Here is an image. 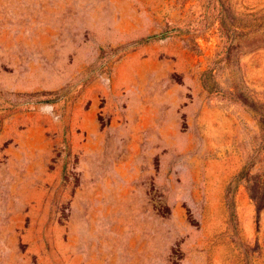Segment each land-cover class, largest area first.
Instances as JSON below:
<instances>
[{
  "label": "rangeland",
  "instance_id": "obj_1",
  "mask_svg": "<svg viewBox=\"0 0 264 264\" xmlns=\"http://www.w3.org/2000/svg\"><path fill=\"white\" fill-rule=\"evenodd\" d=\"M0 264H264V0H0Z\"/></svg>",
  "mask_w": 264,
  "mask_h": 264
},
{
  "label": "trees",
  "instance_id": "obj_2",
  "mask_svg": "<svg viewBox=\"0 0 264 264\" xmlns=\"http://www.w3.org/2000/svg\"><path fill=\"white\" fill-rule=\"evenodd\" d=\"M159 36H152V37H149L146 41L148 42V41H151V40H153V39H157Z\"/></svg>",
  "mask_w": 264,
  "mask_h": 264
}]
</instances>
